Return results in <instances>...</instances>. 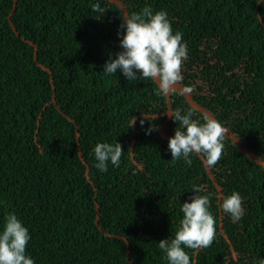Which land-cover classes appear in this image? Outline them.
Returning <instances> with one entry per match:
<instances>
[{"label":"trees","instance_id":"16d2710c","mask_svg":"<svg viewBox=\"0 0 264 264\" xmlns=\"http://www.w3.org/2000/svg\"><path fill=\"white\" fill-rule=\"evenodd\" d=\"M145 7L187 45L168 96L104 73L123 51L121 17ZM177 109L227 129L215 166L171 161ZM98 143L122 145L119 167H95ZM195 188L215 238L184 249L190 264L264 259V0H0V232L17 215L34 264H168L158 243L174 238ZM233 192L238 222L221 208Z\"/></svg>","mask_w":264,"mask_h":264},{"label":"clouds","instance_id":"9594fccd","mask_svg":"<svg viewBox=\"0 0 264 264\" xmlns=\"http://www.w3.org/2000/svg\"><path fill=\"white\" fill-rule=\"evenodd\" d=\"M93 11H101L99 4L94 6ZM121 18V28L125 29L120 42L123 51L106 63L104 73L112 75L119 71L129 81L138 78L153 80L158 84L157 95L176 93L177 86L183 80L182 65L187 59V45L182 42L183 34H173L167 13L160 11L153 14L150 7L143 8L140 13L125 14ZM180 91L181 94H190L193 89L184 87ZM167 116L178 124L174 137L168 142L171 161L183 158L186 164L191 165L189 157L197 154L204 158L209 168L218 163L222 157L227 129L210 117H205L203 123L193 120L192 111L181 114L177 109ZM143 123L142 120L141 124ZM153 130H156L154 126L149 129L148 134ZM123 153L119 143H98L94 148L97 161L95 167L101 172L108 171L109 162L119 167ZM193 191L196 195L191 197L192 202H186L181 207L183 219L179 222L180 227L174 238L158 243L168 264H190L185 248L200 250L210 247L214 241L215 219L208 210L209 198L199 194L200 188ZM242 204L241 195L233 192L223 198L221 208L230 215L233 222H238L244 215ZM30 239L28 229L17 215H7L3 231L0 232V264H34V260L26 254ZM258 264H264V259H260Z\"/></svg>","mask_w":264,"mask_h":264},{"label":"rangeland","instance_id":"374dc122","mask_svg":"<svg viewBox=\"0 0 264 264\" xmlns=\"http://www.w3.org/2000/svg\"><path fill=\"white\" fill-rule=\"evenodd\" d=\"M186 96H187L188 100L191 102V97H190V95L186 93Z\"/></svg>","mask_w":264,"mask_h":264},{"label":"water","instance_id":"95a60500","mask_svg":"<svg viewBox=\"0 0 264 264\" xmlns=\"http://www.w3.org/2000/svg\"><path fill=\"white\" fill-rule=\"evenodd\" d=\"M226 135H228V133Z\"/></svg>","mask_w":264,"mask_h":264}]
</instances>
